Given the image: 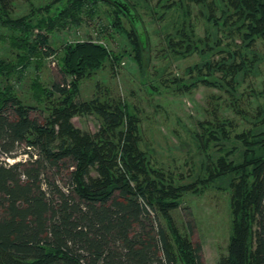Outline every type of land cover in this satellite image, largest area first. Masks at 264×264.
<instances>
[{
	"label": "trees",
	"instance_id": "trees-1",
	"mask_svg": "<svg viewBox=\"0 0 264 264\" xmlns=\"http://www.w3.org/2000/svg\"><path fill=\"white\" fill-rule=\"evenodd\" d=\"M17 1L0 0V24L11 31V44L18 50L12 60L0 58V264H205L202 246L181 231L172 211L186 194L200 193L218 178L230 179L232 215L228 253L218 264H264V112L260 110V124L241 132L234 133L236 122L228 118L202 123L207 134L199 138L200 145L208 152L214 141H221L222 154L217 159L209 155L205 177L180 181L143 148L139 109L120 98L78 100L81 81L108 63L114 67L132 55L144 69L150 40L138 4L123 0L139 16L143 33L113 0L40 5L25 0L30 9L21 15L15 14ZM165 1L163 7L180 11L162 30L164 49L176 56L222 46L224 38L215 35L220 32L241 40L222 46L228 57L199 68L223 74L204 77L202 83L236 90V77L258 59L257 40L264 41V0ZM100 3L110 6L109 25L125 34L131 49L115 53L91 39L66 43L59 58L63 80L50 86L34 82L36 99L49 110L42 122L32 114L42 110L40 105L25 103L11 79L34 56L42 61L55 52L48 36L36 30L53 33L63 21L79 22L80 14L94 17ZM194 5L206 19L204 36L192 19ZM175 83L176 90L187 91L199 82L181 78ZM85 114L101 119L97 132L73 124L75 115ZM22 147L25 159L10 162ZM236 151L239 156L231 157ZM63 168L69 170L67 187L58 180Z\"/></svg>",
	"mask_w": 264,
	"mask_h": 264
},
{
	"label": "rangeland",
	"instance_id": "rangeland-1",
	"mask_svg": "<svg viewBox=\"0 0 264 264\" xmlns=\"http://www.w3.org/2000/svg\"><path fill=\"white\" fill-rule=\"evenodd\" d=\"M54 0H35L37 5L47 4ZM138 4L137 11L141 14L145 27L149 33V43L145 49V67L126 55L114 67L110 63L105 68L80 83L78 100H89L94 97L101 99L115 98L129 102L139 109L142 128V146L147 150L152 161L167 171H171L175 178L190 183L207 173L209 155L217 159L221 154V141H214L209 151L200 145L199 138H206L207 131L202 123L207 124L217 116L228 118L236 122L235 132L260 124V110L264 112V41L258 39L254 47L255 57L251 70L240 72L236 77V90L225 85L223 88L202 83V78L215 79L223 76L222 71L209 69L199 70L206 62L216 63L221 58L228 57L222 46L229 48L230 42L240 43V39L233 41L225 33L218 32L224 38L223 45L212 51L200 52L195 50L188 55H175L169 47L164 49V32L171 22L177 19L179 10L162 6V0H129ZM168 0L165 4L169 3ZM97 15L90 17L87 13L80 14L79 22L63 21L53 33L39 31L48 36V43L54 53L39 60L34 56L24 68L21 75L11 79L18 95L25 103L40 105L41 111L33 112V116L44 122L49 110L38 102L35 97L34 82L50 86L53 82L63 80L60 71L59 58L63 54L66 43L81 40L102 42L115 53L124 48L131 49L128 39L122 31L111 27L112 18L110 6L100 3ZM30 5L25 0H18L15 14L28 12ZM193 21L197 24V32L205 35L206 19L200 14V6H193ZM126 28L129 22L123 19ZM11 31L0 24V58L14 59L18 50L11 44ZM236 48V47H232ZM169 56V57H168ZM253 53L249 58H255ZM189 70H193L191 73ZM191 83H199L187 91L176 90V79ZM68 79L71 80V77ZM175 80V81H174ZM153 86L157 87L152 88ZM73 124L83 131L97 132L101 126V119L94 114L75 115ZM207 126V125H205ZM261 127V126H260ZM259 127V128H260ZM228 143L227 146H232ZM13 162L25 159L20 153ZM238 151L235 158L239 156ZM212 159V160H213ZM93 175H97L95 169ZM69 170L63 168L58 174L59 183L67 187ZM229 180L218 178L200 193L186 194L179 208L172 211L181 231L191 233L195 244L202 246L201 259L205 264H218L221 257L228 253L231 235V191L228 189ZM222 186V187H220ZM182 264V263H180Z\"/></svg>",
	"mask_w": 264,
	"mask_h": 264
},
{
	"label": "water",
	"instance_id": "water-1",
	"mask_svg": "<svg viewBox=\"0 0 264 264\" xmlns=\"http://www.w3.org/2000/svg\"><path fill=\"white\" fill-rule=\"evenodd\" d=\"M115 4H117L120 9L127 15L131 23L135 26L136 29L140 30V32H144L142 29V22L137 15V13L131 8V6L124 2L123 0H113Z\"/></svg>",
	"mask_w": 264,
	"mask_h": 264
},
{
	"label": "built area",
	"instance_id": "built-area-1",
	"mask_svg": "<svg viewBox=\"0 0 264 264\" xmlns=\"http://www.w3.org/2000/svg\"><path fill=\"white\" fill-rule=\"evenodd\" d=\"M10 162H13L14 161V159H13V161L11 160V159H8Z\"/></svg>",
	"mask_w": 264,
	"mask_h": 264
}]
</instances>
